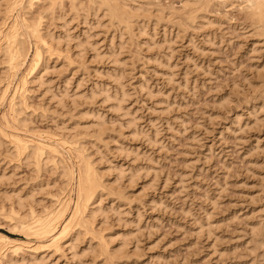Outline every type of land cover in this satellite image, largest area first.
<instances>
[{
    "label": "rangeland",
    "instance_id": "rangeland-1",
    "mask_svg": "<svg viewBox=\"0 0 264 264\" xmlns=\"http://www.w3.org/2000/svg\"><path fill=\"white\" fill-rule=\"evenodd\" d=\"M15 1L0 0V43L14 25L28 51L13 71L0 49V235L21 242L15 262L264 264V27L250 3L123 0L120 25L91 0ZM81 163L100 183L80 200L87 230L72 225ZM56 208L65 239L60 224L35 237Z\"/></svg>",
    "mask_w": 264,
    "mask_h": 264
},
{
    "label": "bare ground",
    "instance_id": "bare-ground-1",
    "mask_svg": "<svg viewBox=\"0 0 264 264\" xmlns=\"http://www.w3.org/2000/svg\"><path fill=\"white\" fill-rule=\"evenodd\" d=\"M15 1V0H14ZM18 1V0H17ZM90 1V0H89ZM123 1V0H122ZM198 1V0H197ZM200 1H204V0H200ZM199 1V2H200ZM246 2H249L250 3V7L249 8H251V10H253V11H251L252 13V16H253V19H254V21L256 20L257 21V23L256 24H260L259 25V27H264V0H245ZM244 0H242V2H245ZM16 2V1H15ZM26 2V1H25ZM91 2H92V4H94V5H97V9H103L108 15H109V17L110 18H113V19H116L117 21H119V23H120V25L122 24V23H126L127 24V20H128V16L130 15L131 16V14L129 13L130 11L132 12V10H129L126 6H128V5H126L125 6V1H123L122 3H121V0H91ZM90 2V3H91ZM135 2V1H134ZM147 2V1H146ZM198 2V3H199ZM206 2V1H205ZM20 4V1H18L17 2V4L16 3H14L15 5H19ZM21 3H22V0H21ZM89 3V4H90ZM150 4H151V2H149ZM248 4V3H247ZM22 5V4H21ZM143 5V4H142ZM246 5V4H245ZM249 5V4H248ZM24 6V5H23ZM22 6V7H23ZM131 6V5H130ZM96 7V6H95ZM139 7V6H138ZM145 7V6H144ZM246 7H248V6H246ZM134 8V7H133ZM141 8V7H140ZM94 9V8H93ZM139 9V8H138ZM137 10V9H136ZM136 10H135V12H136ZM141 10V9H140ZM253 13L255 14V15H253ZM1 14V13H0ZM25 14V13H24ZM151 15V14H150ZM130 16H129V18H130ZM133 17V16H132ZM255 17H257V18H255ZM195 18V17H194ZM132 19V18H131ZM130 19V20H131ZM252 19V18H251ZM126 20V21H125ZM1 21V20H0ZM253 21V22H254ZM34 22V21H33ZM36 23V22H35ZM124 23V24H125ZM135 23V22H134ZM24 24V23H23ZM16 25V24H15ZM33 25H35V24H33ZM40 25V24H39ZM13 27H14V29H15V26L13 25ZM13 27H12V30L10 29V31L9 32H14V30H13ZM16 28H17V26H16ZM259 29V28H258ZM19 30H15V32H14V34L13 35H10V34H8V35H5L6 37H7V39H6V37H4L5 38V40L2 42V43H0V49L2 50V52H3V54L7 57V61L9 60V62H7V63H9V67L11 66L13 69H18V67H20L21 66V64L24 62V61H26L25 59H26V56H27V54H28V51H27V49H25V47H24V45H25V43H23V39H21L20 38V33L18 32ZM8 32V33H9ZM7 33V32H6ZM11 36V37H10ZM4 44H6L5 46H4ZM34 54H33V60H32V62H30V63H32V65H30L31 66V68L32 69H30V71L32 72V70L33 71H35L39 66H41L40 65V63H41V60H42V53H41V48L39 49L37 46H36V50H34ZM2 54V55H3ZM51 54V53H50ZM4 56V57H5ZM48 57V56H47ZM31 61V60H30ZM25 63V62H24ZM10 67V68H11ZM11 68V69H12ZM12 69V70H13ZM39 70V69H38ZM14 71V70H13ZM21 76V75H20ZM23 85V84H22ZM22 89V88H21ZM29 89V88H28ZM14 94V93H13ZM15 95V94H14ZM13 95V96H14ZM20 98V97H19ZM12 99V98H11ZM24 99V98H23ZM14 100V99H13ZM16 101V100H15ZM12 102V101H11ZM14 104H16V102H13L12 103V107L14 108ZM20 104H21V102H20ZM17 105V104H16ZM16 107V106H15ZM17 108V107H16ZM14 110V109H13ZM20 120V119H19ZM23 123V122H22ZM19 140V139H18ZM23 141V140H22ZM21 140L20 141H17L16 140V142L18 143V146L16 147V149L18 150V147H19V150L18 151H20L21 153H25L24 154V156H27V157H32L33 155H34V153L36 152V150L38 149V148H36L37 147V145H36V147L35 146H33L34 145V143H33V145H32V142H31V145L32 146H30V145H28V144H26V143H23ZM36 141V140H35ZM22 144H20V143ZM25 144V145H24ZM36 144H40V146L42 145V147H44V149L46 148V146H43L44 144H42V143H36ZM15 145V144H14ZM19 145H21V146H19ZM40 148V147H39ZM51 148V147H50ZM49 148V149H50ZM41 149V148H40ZM76 149V148H75ZM16 150V151H17ZM47 150V149H46ZM17 151V152H18ZM39 151V150H38ZM37 151V152H38ZM45 151V150H44ZM21 153H18V154H21ZM41 153H42V151H41ZM44 153V152H43ZM36 154V153H35ZM44 154H46V153H44ZM22 156V155H21ZM36 156V155H35ZM34 157V156H33ZM39 157H41V155L39 156ZM45 157V156H44ZM48 157V156H47ZM41 159V158H40ZM48 159V158H47ZM61 163V162H60ZM83 163H85V162H83ZM83 163H81V164H83ZM86 164H88L87 162H86ZM85 164V165H86ZM46 165V164H45ZM84 166V164L83 165H81L80 167H79V172H78V175H77V185H76V187H77V196H76V198H77V200H76V202H75V209H74V213H73V211H72V215H75L76 217H78L76 220H77V223H76V220L74 221L75 223H73L72 225L74 226L75 224H76V227H80V228H84L85 230H87L86 228V226H85V224H87V221H86V219H85V216H84V211H82L80 208H82L81 206H80V204H81V201L80 200H82L83 198H85L86 197V199H87V202H89L92 198H93V196L95 195L94 194V192H93V188L95 187H98V186H96L97 184H95V182L97 181L98 182V185L100 186V183H99V180H97L96 178V174L95 173H93L94 172V170H93V172L91 171L92 169L90 168V166H88V165H86V166H84L85 168H83L82 169V167ZM63 168V167H62ZM62 172H64V169L62 170ZM64 176V175H63ZM96 180V181H95ZM94 184H95V186H94ZM94 186V187H93ZM96 189H98V188H96ZM96 189H94L95 190V192H96ZM94 194V195H93ZM85 196V197H82V196ZM21 200V199H20ZM19 200V201H20ZM70 200V199H69ZM84 201H86V200H84ZM83 201V202H84ZM55 202V201H54ZM82 202V203H83ZM99 202V201H98ZM65 210H66V207L68 206H66V202H65ZM84 205V204H83ZM87 203H86V205H84V206H86L87 207ZM61 206H63V204L61 205ZM63 209H64V206L62 207ZM84 209H85V207H83ZM58 208H56V211H57V214H55L54 212V215L52 214H50L51 216H48L49 215V213H48V215L44 218H38L39 216H36V215H34V216H36V217H33V218H38V219H34V221H33V223L35 224V227H33V230H34V228H36V232L37 233H41V234H36L35 235V237H37V235L39 236H41L42 235V233H46L47 235L48 234H50V232L52 233V231H54V228H56V225L57 224H60V221H61V218H62V215H64V214H62V212H58L59 210L60 211H62V209H60L59 208V210H57ZM72 209V210H73ZM80 210H81V212H80ZM90 210V209H89ZM99 210V209H98ZM64 211V210H63ZM83 212V213H82ZM91 213V217H93V215L95 214L94 213V211H90ZM93 213V214H92ZM71 215V216H72ZM33 216V215H32ZM32 216H31V218H32ZM70 216V217H71ZM29 217V216H28ZM42 217V216H41ZM73 217H71V219H72ZM66 222L68 221V219H66L65 220ZM72 221V220H71ZM25 223V222H24ZM28 223V221H26V224ZM32 223V220H31V224H30V221H29V226H28V224H27V227H25V225L26 224H22V225H24V227L25 228H27V229H25V230H27L26 232H28L29 231V228H31V226L30 225H32L33 224ZM72 222H70V224H71ZM64 224V225H63ZM63 224H60L61 225V228H63L62 229V231H59V230H61V229H59L58 230V232H60V234L59 235H61V232H62V237L61 238H63L67 233H65L66 232V229L69 227V225L70 224H65V222H63ZM63 225V226H62ZM33 226V225H32ZM29 227V228H28ZM60 227V226H59ZM71 227V226H70ZM22 228H23V226H22ZM72 228V227H71ZM252 228V227H251ZM57 229V228H56ZM70 229V228H69ZM31 230V229H30ZM32 230V233H34L35 232V230L33 231ZM57 231V230H56ZM68 231V230H67ZM77 231V230H76ZM31 232V231H30ZM29 232V233H30ZM35 232V233H36ZM55 232V231H54ZM53 232V233H54ZM31 233V234H32ZM34 233V234H35ZM56 233V232H55ZM77 233V232H76ZM27 234V233H26ZM30 234V235H31ZM58 234H53V235H55V238H56V236L58 235ZM71 234V233H70ZM28 235V234H27ZM43 235H45V234H43ZM69 235V234H68ZM72 235V234H71ZM52 236V235H51ZM67 236V235H66ZM44 237V236H43ZM42 237V238H43ZM48 237V236H47ZM46 237V238H47ZM57 237H59V236H57ZM69 237V236H68ZM73 237V236H72ZM76 237H77V235H75V238H72V239H74V240H77L76 239ZM30 238V237H29ZM45 238V237H44ZM50 238V237H49ZM52 238L53 239H55L54 238V236H52ZM52 238H50V239H52ZM52 239V240H53ZM58 239H60V238H58ZM57 238L55 239V240H58ZM64 239H65V237H64ZM71 239V240H72ZM48 240V239H47ZM52 240H49L48 242L50 243V245H52V244H55V243H58V241L56 242H54V241H52ZM62 239H60V241H61ZM69 240H70V237H69ZM74 240H72L73 242H74ZM110 240V239H109ZM50 241H52V242H54V243H52L51 244V242ZM59 241V242H60ZM63 241V240H62ZM71 241V242H72ZM46 243V245L47 244H49V243ZM25 243V242H24ZM25 244H27V243H25ZM66 244V243H65ZM64 244V245H65ZM58 245V244H57ZM44 246V245H43ZM48 246V245H47ZM54 246V245H53ZM56 247H58V246H56ZM71 247L73 248L74 247V245L72 244L71 245ZM59 248V247H58ZM21 249V242H20V244H19V242H17V241H15V240H13V239H11V238H8L7 236H5V235H0V264H15L17 261H16V258L14 259L12 256H11V254H17L18 253V251H21L20 250ZM23 249V248H22ZM74 249V248H73ZM74 251V250H73ZM20 253V252H19ZM18 253V254H19ZM17 254V255H18ZM23 259V258H22ZM16 261V262H15ZM36 261V260H35ZM23 263V262H22ZM17 264V263H16Z\"/></svg>",
    "mask_w": 264,
    "mask_h": 264
}]
</instances>
